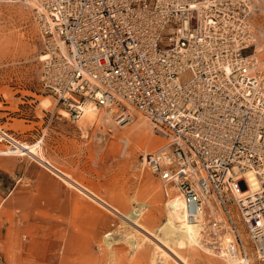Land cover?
Here are the masks:
<instances>
[{
  "label": "built area",
  "instance_id": "1",
  "mask_svg": "<svg viewBox=\"0 0 264 264\" xmlns=\"http://www.w3.org/2000/svg\"><path fill=\"white\" fill-rule=\"evenodd\" d=\"M8 1L33 7L43 90L73 120L87 101L118 122L149 119L166 142L143 165L181 194L205 245L264 264V58L253 23L264 0ZM248 172L260 186L246 195Z\"/></svg>",
  "mask_w": 264,
  "mask_h": 264
},
{
  "label": "rangeland",
  "instance_id": "2",
  "mask_svg": "<svg viewBox=\"0 0 264 264\" xmlns=\"http://www.w3.org/2000/svg\"><path fill=\"white\" fill-rule=\"evenodd\" d=\"M253 23L256 47L264 58V9ZM44 51L33 7L0 0V264H160L152 260L156 245L164 247L159 227L166 220V202L179 192L148 170L142 157L166 140L139 112L124 128L105 110L91 121L73 120L69 109L42 88ZM43 99L52 105L40 107ZM143 120L152 127V141L143 147L130 138L126 153L124 132ZM41 140L56 168L108 205L30 155L7 153L16 142L32 145ZM134 209L142 210L140 223L153 237L124 218ZM168 248L171 264H178L175 252L190 264H234L210 250L203 239L195 249ZM143 250L148 259L140 257Z\"/></svg>",
  "mask_w": 264,
  "mask_h": 264
},
{
  "label": "bare ground",
  "instance_id": "3",
  "mask_svg": "<svg viewBox=\"0 0 264 264\" xmlns=\"http://www.w3.org/2000/svg\"><path fill=\"white\" fill-rule=\"evenodd\" d=\"M257 51H259V50L257 49ZM260 51H262V49ZM39 105L42 108H48L52 105V102L49 99H43ZM80 109L82 110L81 118L84 120H87V121H91V120H94L95 118H98L97 117L98 112L101 110L96 106L95 103H93L91 101H87L85 103H82L80 105ZM60 113L63 114L64 116L69 115V112L66 110H62V111H60ZM106 114L109 116H112L111 112H109V111H107ZM133 118H134V116H133ZM142 119H143V117H142ZM101 120H104L106 122L107 120H109V118L103 117V119L101 118ZM124 122L125 121H122V122L116 121V123L121 124L123 128L128 125V124H125ZM135 124H137V123H135ZM138 124L139 125H137V127L135 125L136 128L124 132V135L126 137V140H123L124 151L128 147V145L130 144V138H132V141H134V143L139 144V146L141 145L143 147L147 143L150 142L151 135L153 134L152 127L144 120ZM121 137H122V135H121ZM157 138H159V137H157ZM125 152L127 153V151H125ZM7 153L17 155V156L30 155L32 158H34L38 162H41L42 164L46 165L47 167L53 169L60 176V178L64 179L65 182H67L71 186L76 187L81 192H83L84 194H87L88 196H90L94 200L96 199V200L101 201L103 204H107L99 196L94 194L93 191L91 192L85 186H83L80 182L73 180L70 175H68L64 171H61L60 169L56 168L48 160V158L44 154V152L42 150V140L37 142L36 144H32V145L21 144V143L16 142V144L13 147H10V150H8ZM246 177H247V182L249 185V188L247 190H245V194L247 195V194H251V193L257 191L259 189L260 184H259L258 178L256 177V175L253 172H248L246 174ZM105 208H107V207H105ZM111 208H113V207H111ZM113 209L115 210V212H117V213L119 212L116 208H113ZM114 210H113V212H114ZM141 215H142L141 209H134L131 213L124 215V218H126L132 224H135L138 228L142 229L143 231H145L146 233L151 235L150 232L147 231L146 228L143 226V224L140 223ZM120 217H122V216H120ZM125 222H127V221H125ZM136 226H135V228H136ZM159 231L162 235L161 241L163 242V246L167 249H169L168 247L173 246V245H177L180 248L189 247V248L195 249L196 246L198 244H200L202 241V238H201L202 227L200 224H196V223L190 222L188 220L186 209H185V204H184V201H183L181 194H179V196L173 197L172 199H170L169 201L166 202V220L159 227ZM219 232H220V234L225 235L223 238V244H222V246L225 247L230 242V237L227 234L226 229H224V228H221L219 230ZM111 235H112L111 233L106 235L108 240H109V237ZM156 236H158V235H156ZM139 239H141V238H139ZM155 239H158V238L155 237ZM159 241H160V239H159ZM161 241H160V244H161ZM108 244H110V242H108ZM140 244H139V246H140ZM131 245L135 248H138V244H136V242H131ZM156 246L157 247L154 248V250H155L157 256H152L153 257L152 260L154 261V263H157V261H158V260L156 261V258H157L160 260V262H159L160 264H171V262L169 260L170 255L167 253L166 249L160 245L159 246L156 245ZM209 249L213 250L211 248H209ZM214 252L217 253L220 257H223V258H224V256L226 257V254L224 253L222 248L214 249ZM170 254H172V253H170ZM139 255H140V257H142L144 259H148V256H149L145 250L140 251ZM173 255H176V257L178 258V260H179V261H177L178 264H190L189 261L186 259V257L182 256L180 253L175 252V254H173ZM228 261H229V259H228Z\"/></svg>",
  "mask_w": 264,
  "mask_h": 264
}]
</instances>
